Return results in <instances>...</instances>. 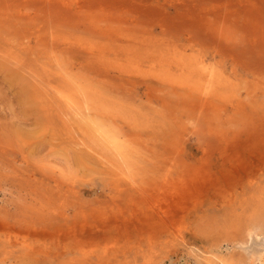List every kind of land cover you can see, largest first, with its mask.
<instances>
[{
	"label": "rangeland",
	"instance_id": "obj_1",
	"mask_svg": "<svg viewBox=\"0 0 264 264\" xmlns=\"http://www.w3.org/2000/svg\"><path fill=\"white\" fill-rule=\"evenodd\" d=\"M0 264H264V0H0Z\"/></svg>",
	"mask_w": 264,
	"mask_h": 264
}]
</instances>
